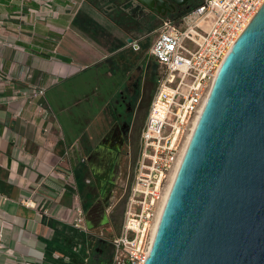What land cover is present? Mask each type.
<instances>
[{
    "label": "crops",
    "instance_id": "1",
    "mask_svg": "<svg viewBox=\"0 0 264 264\" xmlns=\"http://www.w3.org/2000/svg\"><path fill=\"white\" fill-rule=\"evenodd\" d=\"M120 9L113 0H0V264H13L10 248L18 261L39 259L50 222L74 218L69 179L88 166L83 133L70 143L44 98L29 103L15 91L117 56L140 28L123 26Z\"/></svg>",
    "mask_w": 264,
    "mask_h": 264
},
{
    "label": "water",
    "instance_id": "2",
    "mask_svg": "<svg viewBox=\"0 0 264 264\" xmlns=\"http://www.w3.org/2000/svg\"><path fill=\"white\" fill-rule=\"evenodd\" d=\"M222 62L144 264H264V4Z\"/></svg>",
    "mask_w": 264,
    "mask_h": 264
},
{
    "label": "built area",
    "instance_id": "3",
    "mask_svg": "<svg viewBox=\"0 0 264 264\" xmlns=\"http://www.w3.org/2000/svg\"><path fill=\"white\" fill-rule=\"evenodd\" d=\"M263 4L264 0H199L180 17L167 18L156 28L151 55L162 72L140 133L122 230L111 240L109 264H144L169 181L186 153L185 142L192 135L222 61ZM131 44L140 47L138 39ZM45 92V87L34 85L24 97L34 103L44 98ZM70 222L81 232L89 231L81 205Z\"/></svg>",
    "mask_w": 264,
    "mask_h": 264
},
{
    "label": "rangeland",
    "instance_id": "4",
    "mask_svg": "<svg viewBox=\"0 0 264 264\" xmlns=\"http://www.w3.org/2000/svg\"><path fill=\"white\" fill-rule=\"evenodd\" d=\"M158 26V23H140V28L135 35H132L135 39H138L140 45L138 48L125 43V45L123 44V51H120L115 57L108 55L105 59L92 64H78L71 72L57 75L55 79L49 81L43 99L55 114L59 125L64 130L67 141L73 142L76 136L84 132H86L84 135L86 139L88 136L95 140L96 135L102 132L98 125L104 119L102 109L110 110L119 90L125 89V81L128 80L129 75L132 76L133 82H131V85L137 83V87L132 90L133 94L129 97L132 101L131 105L135 109L138 108L141 97L143 98L135 117L136 134L134 141L128 148L129 153H126L122 161V177L118 183L120 188L117 198L113 201L114 207L108 213V223L100 227L96 225L98 227L96 230L102 232L110 241L122 230L127 192L139 157L140 133L149 111L147 101L150 96H154L158 78L162 72L160 64L151 55V48L157 35L155 30ZM17 93L18 95H24L25 91L16 89L15 94L17 95ZM83 142L81 139L78 146L82 150V156H86V143ZM186 143L187 141L185 145ZM76 146L73 145L71 149L72 154L75 156L78 154ZM86 168L84 165L78 166V171L75 170V175L69 179L74 187L75 208L81 205L84 210L89 209L95 203L94 199L96 197L95 195L94 198H90L86 178L81 180L83 171ZM101 211L104 210L101 209ZM99 215L101 216V213ZM59 231L60 234L57 231L54 232L48 249H41L39 254L41 262L37 261L38 259H34V262L45 264V260L53 262L58 260L60 264L110 263L113 255V245L112 249L110 248L106 254V261L102 263L95 262L92 258L95 253L96 238L71 226L63 227Z\"/></svg>",
    "mask_w": 264,
    "mask_h": 264
},
{
    "label": "flooded vegetation",
    "instance_id": "5",
    "mask_svg": "<svg viewBox=\"0 0 264 264\" xmlns=\"http://www.w3.org/2000/svg\"><path fill=\"white\" fill-rule=\"evenodd\" d=\"M186 1L185 4L179 5L176 2ZM199 0H147L142 2L140 0H113L117 5L120 6V14L117 16V20L123 26L128 25L131 27L139 25L141 22L147 23H158L159 25L167 18H178L187 10L198 4ZM133 41H135V38ZM132 43V42H131ZM127 42L126 45L131 44ZM125 81V89L119 90L118 96L111 104L110 110L106 108L102 109L104 119L98 125L102 129V132L96 135L95 140L84 136L82 140L88 142L85 147V161L87 162L88 177L86 184L91 188L95 189L96 198L95 203L86 211V215L89 212L90 220L89 231L96 238L95 253L93 254V260L99 263L106 261V254L112 249L111 241L105 237L102 232L97 231L98 227L108 223L109 211L114 207V199L118 196L119 181L122 175V161L129 153L128 148L134 141L135 137V117L138 112L139 106L142 104L143 98L141 97L138 108H133L131 105L132 90L137 87V83L131 85L132 76L127 77ZM94 207L95 210H92ZM104 210V211H101ZM103 212V214H102ZM101 213V216L99 215ZM69 225H62L61 227L54 226L50 222V226L54 231L60 234V229L63 227L72 226L71 222ZM96 225H99L96 227ZM96 227V228H95ZM74 228V227H73ZM75 229V228H74ZM77 230V229H76ZM80 231V230H78ZM85 232V231H84ZM60 236V235H58ZM51 240H46L45 250L48 249ZM1 246V244H0ZM9 254L14 257L13 264H39L34 261L27 260L22 257L21 261L17 260L15 250L9 249ZM37 261H40L38 259ZM56 261V262H55ZM45 260V264H60V261ZM41 262V261H40ZM44 264V263H43ZM63 264V263H61ZM84 264H88L84 262Z\"/></svg>",
    "mask_w": 264,
    "mask_h": 264
},
{
    "label": "bare ground",
    "instance_id": "6",
    "mask_svg": "<svg viewBox=\"0 0 264 264\" xmlns=\"http://www.w3.org/2000/svg\"><path fill=\"white\" fill-rule=\"evenodd\" d=\"M197 121H196V125H197ZM190 139H191V134L189 135V139H188V141H187V143H186V145H185V148H184V151L186 150V147H187V145H188V143H189V141H190ZM178 168V167H177ZM179 169V168H178ZM178 169L175 171V173L173 174V176H172V178H171V181H170V185H169V188H168V190H167V193L165 194V199H164V201H163V203H162V205H161V208H160V210H159V215H158V218H157V220H156V223H155V226H154V232H153V236H152V238L154 239V236H155V234H156V231H157V226H158V222H159V220H160V217H161V215H162V210H163V208H164V205H165V203H166V201H167V196H168V194H169V192H170V189H171V187H172V182H173V180H174V178H175V176H176V174H177V172H178ZM152 239V240H153Z\"/></svg>",
    "mask_w": 264,
    "mask_h": 264
},
{
    "label": "trees",
    "instance_id": "7",
    "mask_svg": "<svg viewBox=\"0 0 264 264\" xmlns=\"http://www.w3.org/2000/svg\"><path fill=\"white\" fill-rule=\"evenodd\" d=\"M151 100H152V96H150V98H149V100L147 101V106L149 107V105H150V102H151ZM88 170H85V171H83V174H82V176H81V180H83L82 178H86L87 179V177H88ZM87 186H88V195H90V198L92 199V198H94V196L96 195L95 194V189H93V187L91 188L88 184H86ZM96 198V197H95ZM88 210V209H87ZM87 210H85V211H87ZM112 257V256H111ZM112 260V259H111Z\"/></svg>",
    "mask_w": 264,
    "mask_h": 264
}]
</instances>
